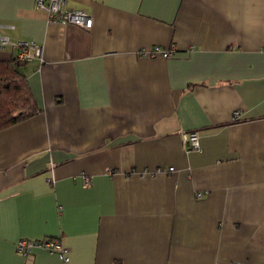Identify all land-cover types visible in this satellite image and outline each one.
Segmentation results:
<instances>
[{
	"label": "crops",
	"instance_id": "obj_1",
	"mask_svg": "<svg viewBox=\"0 0 264 264\" xmlns=\"http://www.w3.org/2000/svg\"><path fill=\"white\" fill-rule=\"evenodd\" d=\"M67 6L92 25L0 0V36L40 47L0 48L37 105L0 129V264H264V0ZM43 237L67 259L16 248Z\"/></svg>",
	"mask_w": 264,
	"mask_h": 264
},
{
	"label": "built area",
	"instance_id": "obj_2",
	"mask_svg": "<svg viewBox=\"0 0 264 264\" xmlns=\"http://www.w3.org/2000/svg\"><path fill=\"white\" fill-rule=\"evenodd\" d=\"M36 7L45 13L48 21H56L63 24H74L82 28H89L92 25V16L90 13L81 10L70 8L67 6V0H35ZM13 44L18 45L21 49L17 52L15 58L17 60H25L34 56L40 55V47H38L32 41L20 40L17 42H11L8 37L0 36V48L7 45ZM171 49H163L162 47L155 45L150 50H141V55H161L168 56L171 54ZM235 117H240L241 113L239 110L234 111ZM183 141L187 147L197 149L199 147V135L197 130L188 131L183 136ZM173 167H157L149 173L154 174L158 172H165L172 170ZM82 184L85 187L91 186V179L89 175L81 173ZM17 250L25 257H27L31 250L34 248H42L49 253H56L63 260L67 259V248L64 247L58 239L51 237H43L41 239H18L16 242Z\"/></svg>",
	"mask_w": 264,
	"mask_h": 264
},
{
	"label": "trees",
	"instance_id": "obj_3",
	"mask_svg": "<svg viewBox=\"0 0 264 264\" xmlns=\"http://www.w3.org/2000/svg\"><path fill=\"white\" fill-rule=\"evenodd\" d=\"M21 61V60H20ZM37 112L23 75L12 62H0V129Z\"/></svg>",
	"mask_w": 264,
	"mask_h": 264
}]
</instances>
